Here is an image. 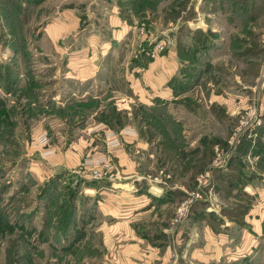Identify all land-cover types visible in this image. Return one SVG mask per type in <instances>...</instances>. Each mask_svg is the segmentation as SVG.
<instances>
[{
  "label": "rangeland",
  "instance_id": "374dc122",
  "mask_svg": "<svg viewBox=\"0 0 264 264\" xmlns=\"http://www.w3.org/2000/svg\"><path fill=\"white\" fill-rule=\"evenodd\" d=\"M112 8L120 11L118 19L116 15L109 19L103 13ZM214 13L237 23L240 31L232 39L234 51L249 62L246 65L235 56L229 60V69H218L219 80L213 79L218 84L216 93L223 86L236 83L231 78L233 62L234 66L240 65L234 73H239L242 85H251L254 93L230 122L228 148L207 150L206 160L200 162L197 158L199 164L191 167L197 160L182 165L179 156L183 152L170 139L166 124L174 120L168 107L162 105L158 110L165 113L166 120H156L145 105L130 99L136 86L129 83L125 87L124 79L141 77L155 59L169 54L176 31L183 35V40L190 38L191 32H198L195 40L203 43L204 26L215 24L207 14ZM263 36L264 0H0V264L90 263L79 261L71 244L64 245L52 238L59 235L60 222L71 213L75 193L97 182L85 167L92 158L108 153V140L102 131H109L108 127L119 136L122 145L124 133H138L133 127V131H123L129 125H154L155 132L148 131L147 138L161 134L167 148L161 152L160 144L155 143L146 153L156 152L155 156L162 160L176 158L178 162L174 168L173 164L165 167L167 163L162 165L160 160L150 173L161 175L164 180L161 178L159 183L163 185L171 183L173 176V182L191 189L188 192L198 188L200 174L211 175L218 165V152L225 159L227 155L242 156L246 154L244 147L253 143L251 155L264 157ZM104 46L110 52L116 51L114 73L107 66L96 71V75L112 73L116 81L101 91L99 86L95 88L98 95L102 93L103 102L96 96L82 98L72 87V79L81 74L93 75L98 64L109 65V54L101 56ZM225 48L221 46L222 50ZM83 55L86 66L93 71L80 72ZM122 61L125 66L119 68ZM251 111L254 120L249 115ZM243 117L248 120L247 130L238 134ZM94 127L97 128L90 130ZM79 128L84 132H77ZM74 130L83 141L92 139V150H86L82 144V151L76 149L79 142L74 141L76 138L71 140ZM44 139L48 142L44 143ZM115 150L110 152V159ZM73 152L84 153L77 164ZM62 155L71 165L62 167V162L57 161L58 156L63 161ZM218 178L216 174L214 183ZM244 201L249 202L247 198ZM173 221L168 233L181 225ZM81 251L82 255L88 253L87 247ZM218 264L232 263L221 260Z\"/></svg>",
  "mask_w": 264,
  "mask_h": 264
},
{
  "label": "crops",
  "instance_id": "0c3cea01",
  "mask_svg": "<svg viewBox=\"0 0 264 264\" xmlns=\"http://www.w3.org/2000/svg\"><path fill=\"white\" fill-rule=\"evenodd\" d=\"M103 13L108 14L109 19L120 16L118 8L103 10ZM207 16L213 18L210 20L215 24L203 23L206 27L201 33L203 43L195 40L198 32H191L190 38L183 40V35L176 31L169 54L155 59L148 68L150 70H144L141 77L129 79L126 76L124 79L125 87L129 83L136 86L134 97L130 99L145 105L156 120H166L165 113L158 110L162 105L168 107L174 123L171 120L166 126L171 132L170 139H174L176 147L180 146L183 152L179 156L182 165L197 158L204 162L205 153L211 148H215L214 151L228 148L226 138L230 133V122L254 93L252 86L242 85L239 73H234L240 67L239 64L234 66V62L231 63V78L232 83H236L223 86L222 91L216 93L218 84L213 79L219 80L218 69H229V60L235 56L246 65L249 62L234 51L232 39L240 31L234 19H225L219 13ZM224 45L226 48L222 50ZM194 51L198 52L197 55ZM114 52L102 47L101 56L105 58L109 54V65L98 64L94 66L97 69L93 75L84 77L81 74L72 79V87L80 92L82 98L96 96L103 102L102 93L98 95L95 88L99 86L101 91L104 86H112L116 76L111 73L101 77L96 75V71L107 66L114 68ZM80 58L79 64H84L79 66L83 68L80 72L93 71L86 66L85 55ZM123 66L125 63L122 61L119 68ZM129 127L123 131L135 128L138 133L122 135V145L112 154L111 179L97 181L78 192L73 223L67 233L52 240L56 238L58 243L71 244L74 254L80 257L78 260H89V264H218L221 260L232 264H264V166L261 167L264 157L251 155L253 143L244 147L245 155H227L223 168H215L211 175L205 173L210 175L209 185L205 187L206 199L192 207L189 217L168 233L178 201L191 189L186 184L173 182V176L171 183L163 185L159 183L164 180L161 175L150 173L160 160L162 165L167 163L165 167L173 164L176 168L175 163L178 162L176 158L162 160L155 156L156 152L146 153L155 143L160 144L161 152L167 148L163 146L161 134L147 138L148 131L155 132L154 125ZM107 129L110 130L109 127ZM76 131L84 132L81 128ZM77 132L74 130L71 139L76 138L74 141L79 142L76 149L82 151V144L89 150L92 139L83 141ZM175 133L179 135L175 137ZM75 145L73 143L72 147ZM83 155V152L76 155V164ZM62 160L58 156L57 161L62 162V167L71 165L63 155ZM198 160L193 161L191 167L198 165ZM216 174L219 178L214 183ZM245 198L248 203H245ZM82 247L88 249L85 255H82Z\"/></svg>",
  "mask_w": 264,
  "mask_h": 264
},
{
  "label": "built area",
  "instance_id": "2783aa9c",
  "mask_svg": "<svg viewBox=\"0 0 264 264\" xmlns=\"http://www.w3.org/2000/svg\"><path fill=\"white\" fill-rule=\"evenodd\" d=\"M253 112L251 111L249 114L250 116L251 115L253 116L252 120L255 119ZM247 124H248L247 118L241 120V127L238 129V134H240L244 129H245L244 131L247 130L246 128ZM44 140H45L44 143L48 142L47 139ZM106 140H108V144L106 142L108 153L104 155H100L99 157L92 158L88 163H86L87 165L85 167L86 169L89 170L92 178L97 181H101L103 179L106 180L111 179L110 171H112V162L111 159L109 158V154L111 151L121 146L119 136L114 131L109 130L106 133ZM224 160L226 161V159L222 156V154L218 152V159L216 161V163H218L216 167L217 169L223 168L225 166ZM209 176H210L209 174L201 175L198 178V185H199L198 188L196 190H193L192 192H187L184 199L179 203L176 210L175 219L173 221L175 225L182 224L189 217L192 207L196 203L204 201L206 199L205 187L209 185Z\"/></svg>",
  "mask_w": 264,
  "mask_h": 264
},
{
  "label": "trees",
  "instance_id": "16d2710c",
  "mask_svg": "<svg viewBox=\"0 0 264 264\" xmlns=\"http://www.w3.org/2000/svg\"><path fill=\"white\" fill-rule=\"evenodd\" d=\"M264 162V160H263ZM223 177V176H221ZM220 177V179H221ZM230 178V177H229ZM230 182L232 181V179H229ZM78 197V193H75L74 197H73V202L71 203L72 207H71V213H69V215H66V217L63 218V220L60 222L61 223V229L58 230L59 235L56 236H60L61 234L67 233V230L70 226V224L73 223L74 218L76 216V198ZM201 202L196 203L193 207H195L197 204H200Z\"/></svg>",
  "mask_w": 264,
  "mask_h": 264
}]
</instances>
